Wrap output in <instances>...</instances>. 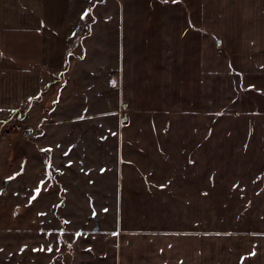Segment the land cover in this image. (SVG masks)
<instances>
[{"label":"crops","instance_id":"obj_1","mask_svg":"<svg viewBox=\"0 0 264 264\" xmlns=\"http://www.w3.org/2000/svg\"><path fill=\"white\" fill-rule=\"evenodd\" d=\"M71 1L0 0V79L12 76L22 92L10 106L59 76V102L85 92L88 109L63 124L117 125L105 138L66 134L64 174L87 173L93 140L105 139L116 173L114 227L71 234L68 264H264V210L250 214L249 228L201 226L213 197L264 206V0H103L77 38ZM4 145L0 171L11 162L31 196L48 188L31 168L34 146ZM44 148L49 172L59 147ZM16 203L11 217L0 203V232L11 237L36 227V213L28 207L22 224Z\"/></svg>","mask_w":264,"mask_h":264},{"label":"rangeland","instance_id":"obj_2","mask_svg":"<svg viewBox=\"0 0 264 264\" xmlns=\"http://www.w3.org/2000/svg\"><path fill=\"white\" fill-rule=\"evenodd\" d=\"M101 2L103 0H72L70 5L71 30L76 33L87 30L94 10ZM78 33L75 35L76 38ZM89 81H92L89 76L82 78L83 84L88 85L85 84V88H91ZM46 86L42 87L37 99L31 102L24 101L19 106L11 107L10 100L14 94L15 97L20 98L22 92L13 91L12 76L3 75L0 79V102L7 108L0 111V143H6L4 147L9 145L11 148V143L27 140L30 145L34 146L37 155L35 162L32 161L31 168H40V177L43 178L46 175L45 177H48L46 180L50 179L46 183L48 188L30 189L31 192H36L31 196L29 189L21 187L27 176H20L19 181L15 180L16 176L13 175V171L17 167H12L11 162L5 170L0 171V203L7 208L4 210L6 215L11 217V206L8 205L17 202L16 204L20 205L15 206L14 211L21 217L22 222H20L23 224V213L29 207L27 204L28 194L32 201L29 208L36 213L34 231L25 233L21 228L19 234L12 237L9 236L7 229L0 232V264H68L71 256L68 240L71 234L91 230L106 232L114 227L116 173L112 170L113 164L108 163V159L111 160V157L109 158L107 153L108 155L112 153V149L109 150L105 144L108 139L100 140L99 146L93 140L92 147H90L93 153L87 156L88 161L84 158L88 167L87 173L78 168L76 170L72 166L69 168L66 166L68 169L64 174L61 167L65 166L63 164L65 159L61 160L59 155L63 153L65 145L70 141V139L65 141L66 134L71 132L74 134L76 131H93L99 133L100 138H105L116 130L117 125L113 119L108 117L100 118L93 125L78 124V129L75 124H63L83 114L81 110L88 111L87 100L84 99V96L82 98V95H86V93L79 92L80 102L73 99V101L62 105V102H59L60 77L56 76L51 80V86ZM88 94H92V91ZM98 109L103 112L102 106L96 107L95 111ZM84 114L86 115V113ZM20 126L28 127L29 133L25 134L19 131ZM43 135L46 136L43 137ZM46 145H58L59 147L54 151L55 162L46 165L49 172L45 171L42 159V156L45 155L43 150ZM0 153L3 159L4 152ZM2 159L0 158V160ZM92 160L93 166L90 163ZM32 171H26V173L33 175ZM8 177L14 179H8ZM93 181L94 185H91ZM17 185H19L18 193H16ZM230 199L228 197H213V202L209 205L211 218L206 220L205 225L202 220L201 226L223 229L236 227L238 221L240 223L238 227L249 228L252 227L250 214L264 210V208L262 209L263 204H254L253 201L248 200L251 199L250 197L245 198L242 202L239 200L224 202V200L229 201ZM240 215L242 217L239 219Z\"/></svg>","mask_w":264,"mask_h":264},{"label":"built area","instance_id":"obj_3","mask_svg":"<svg viewBox=\"0 0 264 264\" xmlns=\"http://www.w3.org/2000/svg\"><path fill=\"white\" fill-rule=\"evenodd\" d=\"M19 114H21V113H19ZM18 130L21 131L22 133H25V134L29 133L28 127L24 128V127L20 126Z\"/></svg>","mask_w":264,"mask_h":264},{"label":"snow or ice","instance_id":"obj_4","mask_svg":"<svg viewBox=\"0 0 264 264\" xmlns=\"http://www.w3.org/2000/svg\"><path fill=\"white\" fill-rule=\"evenodd\" d=\"M8 179H13V177H8ZM37 191H39V190L37 189Z\"/></svg>","mask_w":264,"mask_h":264}]
</instances>
